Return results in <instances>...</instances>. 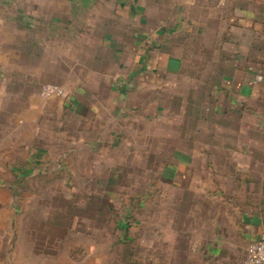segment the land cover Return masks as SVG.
Instances as JSON below:
<instances>
[{"label":"rangeland","instance_id":"obj_1","mask_svg":"<svg viewBox=\"0 0 264 264\" xmlns=\"http://www.w3.org/2000/svg\"><path fill=\"white\" fill-rule=\"evenodd\" d=\"M130 5L0 0V264H199L189 239L225 231L226 185L229 209L264 211V45L238 63L253 89L227 92L194 45L147 63L163 47Z\"/></svg>","mask_w":264,"mask_h":264},{"label":"crops","instance_id":"obj_2","mask_svg":"<svg viewBox=\"0 0 264 264\" xmlns=\"http://www.w3.org/2000/svg\"><path fill=\"white\" fill-rule=\"evenodd\" d=\"M157 1L156 4V0H133V5L126 8L127 14L136 20L140 29L134 33L138 43L141 40L148 45L163 47L164 51L159 48L149 51L145 57L147 63L153 59L154 68L165 71L170 66L169 62L183 61V50L166 51L164 47L171 44L175 47L191 44L197 47L199 60L203 58L211 62V76L221 79V87L227 92L246 94L247 90L253 89L252 80L255 78L257 67L254 65L253 69L246 70L238 63L248 61L247 55L254 50L259 52L260 46L264 45V0H171L168 6L163 5L162 0ZM251 47L254 49L251 50ZM220 62L225 66L219 65ZM218 70H223V73L217 72ZM186 171L193 172L191 168H185L184 173ZM243 174L237 171L231 178L238 184L242 182ZM224 186L221 184L220 188L224 189ZM201 188L203 189L197 183L189 182L187 189L192 198L209 196L207 191H200ZM226 190L227 185L225 231L216 217L210 235L191 236L189 239V242L195 238L199 240L197 252L190 255V258L200 261L199 264L221 261L222 258L218 257L223 248L225 264H245V260L238 261L239 246L264 238V211L247 205H244L240 212L237 208L229 209L231 204L227 205V202L231 200L230 196L227 197ZM220 195L217 191L213 197ZM239 198L238 195L234 198L233 205L239 204ZM232 222L233 229L229 228ZM246 250L247 248L245 253Z\"/></svg>","mask_w":264,"mask_h":264},{"label":"built area","instance_id":"obj_3","mask_svg":"<svg viewBox=\"0 0 264 264\" xmlns=\"http://www.w3.org/2000/svg\"><path fill=\"white\" fill-rule=\"evenodd\" d=\"M60 93V89L55 87H46L43 90L45 96ZM245 264H264V239L256 240L247 247Z\"/></svg>","mask_w":264,"mask_h":264}]
</instances>
